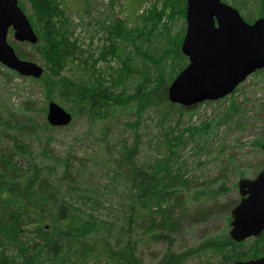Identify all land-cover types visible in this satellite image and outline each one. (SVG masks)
Returning <instances> with one entry per match:
<instances>
[{
	"label": "rangeland",
	"instance_id": "374dc122",
	"mask_svg": "<svg viewBox=\"0 0 264 264\" xmlns=\"http://www.w3.org/2000/svg\"><path fill=\"white\" fill-rule=\"evenodd\" d=\"M57 1L65 10L67 26L72 31L71 39L84 53L81 59L62 68L48 69L35 49L15 40L11 30L8 32L7 40L14 49L16 47L28 56L21 58L36 62L43 67V72L37 81L27 76L4 78L3 67H0V111L4 118L0 122V157L11 154L10 166L21 173L33 163L44 170L52 167L53 200L68 203L70 209L66 221L77 229L93 224L114 228L123 217L131 187L124 177V169L116 165L119 153L135 146L133 159L142 168L164 157L169 170L163 175L169 178L168 185L172 183L180 195L173 211L181 221L171 233L173 243L170 245L178 255L176 264H217L218 256L206 250L204 244L214 236L220 239L230 237V210L239 200L237 182L240 178L254 177L264 166V152L255 145L261 136L264 138V72H253L233 92L218 100L187 107L179 105L181 112L167 98L168 84L151 91L152 97L164 91L161 106H143L137 110L136 104L131 102L125 106H108L98 113L78 112L72 104L76 91L68 84L79 82L82 75L92 72L94 76L107 79L109 84V76L119 68L116 57L98 58L100 48L106 44L102 25H110L114 19L125 20L129 28L138 31L143 25L142 16L155 6V13H150L151 20L146 26L153 24L152 39L157 38L168 46L184 33V14L179 13L181 0ZM166 1L171 3L166 4ZM222 1L235 7L246 22L264 16V5L260 9L256 0ZM18 4L27 17L32 14L30 0H18ZM125 50L131 65L143 64L132 53V48L125 47ZM94 60H97L95 64ZM138 79L137 74L128 76L122 92L133 91ZM53 81L56 84L47 90L46 86ZM119 90L121 86L114 88L115 92ZM49 101H55L70 111V123L43 129L46 111L42 108ZM231 105L235 108L233 112L230 111ZM204 125H208L206 132L200 131ZM11 137L30 153L11 149ZM165 137L171 139V152L162 144ZM19 172L15 171L16 174ZM2 179V201L8 197L7 193L25 198L23 191L11 192V188L21 189L20 185L14 182L10 186V182ZM17 182L21 183L20 180ZM196 191L206 192L207 196L195 195ZM211 193L215 196H209ZM28 230L37 235L50 232L45 224H32ZM148 234L146 225L140 223L133 235L140 236L137 252L144 264H155L168 243L152 242Z\"/></svg>",
	"mask_w": 264,
	"mask_h": 264
},
{
	"label": "trees",
	"instance_id": "16d2710c",
	"mask_svg": "<svg viewBox=\"0 0 264 264\" xmlns=\"http://www.w3.org/2000/svg\"><path fill=\"white\" fill-rule=\"evenodd\" d=\"M30 2L33 15L31 14L28 18L36 29L38 39L34 44L22 43H27L35 49L48 69L62 68L78 58L81 59L84 50L71 39L72 31L67 26V17L61 3L57 0H30ZM169 2L166 1V4L171 3ZM256 3H259L261 9L264 0H256ZM154 9L155 6H152L150 12L142 16L143 25L138 31L129 28L125 20L114 19L110 25L108 23L102 25L106 32L104 36L106 44L100 48L98 58L105 60L116 57L120 62L119 68L114 75L109 76L111 81L109 84L107 79L94 76V72L82 75L81 80L74 84L64 83L76 91L75 101L72 104L78 112L98 113L99 110L107 109L108 106H125L131 102L136 104L137 110L143 106H161L164 91L156 93L154 97L151 91L160 89L163 84H168L186 65L187 59L180 51L183 33L168 46L157 38L152 39L153 24L148 27L146 25L151 20L150 13H155ZM179 13L185 15V0L179 2ZM144 28H147L146 32H143ZM125 47L132 48V53L143 64L131 65ZM15 49L20 57L28 58L16 47ZM96 61L94 60V64ZM0 67H3L4 78L7 76L23 78L2 64ZM257 72H264V69L255 71ZM131 74L138 75V83L133 91L124 94L123 84ZM29 78L33 81L38 80L34 77ZM54 84L56 81L51 82L46 89L49 90ZM119 86L121 90L115 92L114 88L116 90ZM172 104L176 105L175 109L179 106L176 103ZM169 105L171 106V103ZM234 109L231 105L230 111L233 112ZM43 110L46 111L45 105ZM178 110L181 112L182 108L179 107ZM3 119L0 111V122ZM42 127L54 129V126L49 125L46 120ZM207 129L208 125H204L200 131L206 132ZM11 138V149L19 153H30L24 145L18 144L14 137ZM170 140L169 137L162 140L163 146L169 152L172 146ZM263 142L262 136L255 141L258 149H261ZM133 150L135 146L123 150L122 152L129 156L121 152L116 160V165L124 169L123 174L129 181L131 193L129 203L125 205V213L114 228L109 225L97 227L95 224L85 225L80 229L71 226L66 221V215L70 209L68 203L64 200L56 203L57 201L53 200L52 167L44 170L33 163L21 173L22 171L19 172L17 168L10 166L13 160L11 154L5 153L0 157V179L4 177V181L10 182V186L16 182L21 189L11 188V192L23 191L25 194V198L21 199L14 193H7L8 197L5 201H2L3 195L0 196V264H92L97 262L144 264L141 255L137 252L140 236L133 235L140 223L146 225L150 241L168 243V247L155 264H176L178 255L171 250L170 245L173 243L171 233L181 221V217L176 216L173 211L175 201L180 198V195L177 189L171 186L172 183L168 185L169 178L163 175L169 170L164 157L156 160L149 167L142 168L135 164ZM63 174L66 173L63 172ZM55 190L58 189L55 188ZM67 190L72 189L67 187ZM195 195L207 196V193L196 191ZM210 195L215 196L212 193ZM158 216L159 219H157ZM32 224H45L50 229L49 234L37 235L29 232L28 227ZM204 248L218 256L217 264H229L236 260L264 256V231L256 237L239 242L231 237L220 239L214 236L206 240Z\"/></svg>",
	"mask_w": 264,
	"mask_h": 264
},
{
	"label": "water",
	"instance_id": "95a60500",
	"mask_svg": "<svg viewBox=\"0 0 264 264\" xmlns=\"http://www.w3.org/2000/svg\"><path fill=\"white\" fill-rule=\"evenodd\" d=\"M184 20L180 51L187 63L167 85L169 102L187 107L222 98L255 70L264 69V16L249 23L222 0H185ZM10 30L19 42L34 44L38 39L18 0H0V64L19 75L39 77L43 67L18 56L7 40ZM45 118L49 125L60 127L70 123L72 114L49 101ZM261 149L264 152V142ZM237 188L239 200L230 210L229 236L239 242L264 231V166L254 177L240 178ZM229 264H264V256Z\"/></svg>",
	"mask_w": 264,
	"mask_h": 264
}]
</instances>
